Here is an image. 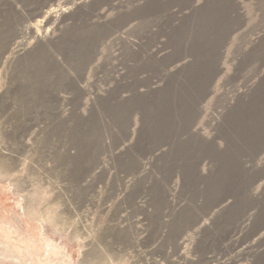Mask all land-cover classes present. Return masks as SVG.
<instances>
[{
  "label": "rangeland",
  "instance_id": "374dc122",
  "mask_svg": "<svg viewBox=\"0 0 264 264\" xmlns=\"http://www.w3.org/2000/svg\"><path fill=\"white\" fill-rule=\"evenodd\" d=\"M263 230L264 0H0V264H264Z\"/></svg>",
  "mask_w": 264,
  "mask_h": 264
},
{
  "label": "bare ground",
  "instance_id": "6f19581e",
  "mask_svg": "<svg viewBox=\"0 0 264 264\" xmlns=\"http://www.w3.org/2000/svg\"><path fill=\"white\" fill-rule=\"evenodd\" d=\"M243 157V156H242ZM244 161V160H243ZM248 161V160H247ZM247 161H246V163H247ZM243 163H245V162H243ZM173 165V164H172ZM246 165V164H245ZM246 167V166H245ZM241 169V168H240ZM246 169H247V167H246ZM163 171V170H162ZM179 171V170H178ZM244 171V170H243ZM250 173V172H249ZM242 175V174H241ZM236 177V176H235ZM228 193V192H227ZM247 194V193H246ZM232 198V197H231ZM252 203V202H251ZM254 204V203H253ZM252 207V206H251ZM248 208V207H247ZM263 211V210H262ZM247 213V212H246ZM249 215V214H248ZM251 215V214H250ZM247 216L245 215V216H243L242 215V217H241V219H239V221H238V226L240 225V224H244L245 223V221H247ZM192 223V222H191ZM210 227V226H209ZM262 228V227H261ZM235 231V230H234ZM264 231V230H263ZM231 234V233H230ZM230 237V236H229ZM157 252V251H156Z\"/></svg>",
  "mask_w": 264,
  "mask_h": 264
}]
</instances>
